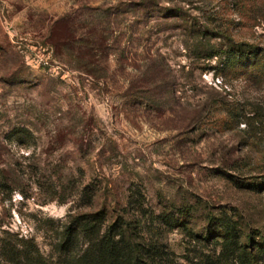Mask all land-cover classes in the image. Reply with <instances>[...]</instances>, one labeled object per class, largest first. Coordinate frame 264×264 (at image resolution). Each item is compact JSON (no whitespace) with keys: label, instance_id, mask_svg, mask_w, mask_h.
Segmentation results:
<instances>
[{"label":"rangeland","instance_id":"obj_1","mask_svg":"<svg viewBox=\"0 0 264 264\" xmlns=\"http://www.w3.org/2000/svg\"><path fill=\"white\" fill-rule=\"evenodd\" d=\"M263 1L0 0V235L49 249L89 184L100 204L114 192L138 210L181 264L221 252L202 239L208 214L264 244V77L210 56L264 47ZM174 205L192 209L193 235L161 225Z\"/></svg>","mask_w":264,"mask_h":264},{"label":"trees","instance_id":"obj_2","mask_svg":"<svg viewBox=\"0 0 264 264\" xmlns=\"http://www.w3.org/2000/svg\"><path fill=\"white\" fill-rule=\"evenodd\" d=\"M254 6L264 11V1ZM217 34L221 36V33ZM229 43V47L220 51L210 49V56L220 60L219 69H235V72L263 78L264 47L246 41ZM201 44L200 52L205 47ZM220 102L215 101L212 105H220ZM259 124L264 134V121ZM10 167V163L0 157V192L11 187ZM82 188L80 199L87 209L67 214L54 230L49 249L43 250L33 238L18 237L3 231L14 236V239L0 235V264H181L159 237H147L141 219L136 215L139 211H132L123 205L117 193H110L108 196L111 200L108 201L106 196L105 203L100 204L98 187L86 184ZM207 216L213 219L216 229L211 233L207 231L208 236L202 239L222 242L221 252L215 255L216 260L211 264H227L231 256H234L232 262L235 264H264L260 257L264 244L254 241L245 233L238 220L234 221L228 215L219 218ZM156 217L168 231L180 227L187 231L188 236L195 233L191 226L193 211L187 205L164 207Z\"/></svg>","mask_w":264,"mask_h":264}]
</instances>
